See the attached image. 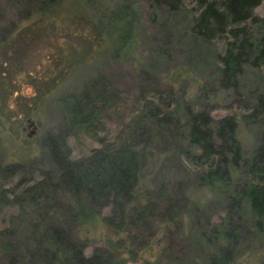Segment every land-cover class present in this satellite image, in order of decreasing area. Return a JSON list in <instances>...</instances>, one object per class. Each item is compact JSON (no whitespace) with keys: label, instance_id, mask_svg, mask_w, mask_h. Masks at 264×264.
Segmentation results:
<instances>
[{"label":"rangeland","instance_id":"obj_1","mask_svg":"<svg viewBox=\"0 0 264 264\" xmlns=\"http://www.w3.org/2000/svg\"><path fill=\"white\" fill-rule=\"evenodd\" d=\"M194 8L0 0V264H47L54 230L112 264H264V219L257 228L248 204L228 199L243 176L202 185L185 154L188 110L234 118L243 156L253 154L264 65L223 79L224 41L191 33ZM152 107L171 114L164 128ZM64 157L77 184L62 181ZM123 162L131 172L116 185L110 173Z\"/></svg>","mask_w":264,"mask_h":264},{"label":"trees","instance_id":"obj_2","mask_svg":"<svg viewBox=\"0 0 264 264\" xmlns=\"http://www.w3.org/2000/svg\"><path fill=\"white\" fill-rule=\"evenodd\" d=\"M45 4H53L57 0H41ZM155 5H166L172 10L181 6L182 0H152ZM264 0H194L195 16L191 21V33L204 41L223 40L224 53L218 57L220 74L229 83H235L242 74L243 68L253 69L264 65V10L263 17L254 14V10ZM170 113H163L152 107L148 116L158 128H164L170 120ZM186 156L199 165L198 183L209 187L229 185L232 173L240 172L244 181L234 186V197H229L231 208H239L242 202L248 204L251 215L255 218V226H262L264 219V130L260 135L259 145L250 157H244L241 145L236 138V121L226 117L218 122L193 111L186 112ZM252 118L261 116L264 120V95L257 100L256 109L251 112ZM60 161L63 174L62 181L77 184L78 172L66 162ZM115 167L112 165L111 168ZM131 165L123 162L111 174L112 181L118 185L128 179ZM224 186V187H223ZM99 187V188H98ZM103 182L97 181L92 188L103 190ZM98 188V189H97ZM96 193V192H94ZM237 196V197H236ZM51 251L47 264H112L106 256L84 254L64 243L54 230ZM10 246V244H6ZM47 255V256H46Z\"/></svg>","mask_w":264,"mask_h":264},{"label":"water","instance_id":"obj_3","mask_svg":"<svg viewBox=\"0 0 264 264\" xmlns=\"http://www.w3.org/2000/svg\"><path fill=\"white\" fill-rule=\"evenodd\" d=\"M25 124H26L25 125L26 128L29 129L28 133L25 134V137L27 139H31L34 136V133H35V128H34L33 122H32V120L30 118H27L25 120ZM20 130H21V132H24L25 128H21Z\"/></svg>","mask_w":264,"mask_h":264}]
</instances>
